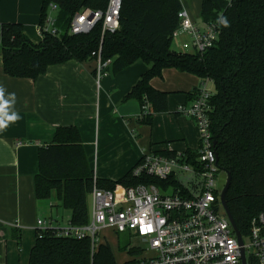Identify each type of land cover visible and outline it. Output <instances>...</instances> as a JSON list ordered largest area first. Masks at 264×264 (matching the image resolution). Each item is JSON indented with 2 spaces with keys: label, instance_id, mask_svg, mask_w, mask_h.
<instances>
[{
  "label": "trees",
  "instance_id": "obj_1",
  "mask_svg": "<svg viewBox=\"0 0 264 264\" xmlns=\"http://www.w3.org/2000/svg\"><path fill=\"white\" fill-rule=\"evenodd\" d=\"M51 3L58 7L57 34L42 32L38 43L24 32L22 23H0V68L13 77L36 79L52 64L96 59L95 51H100L103 61L112 60L114 72L143 60L150 67L125 98L138 99L141 106L150 104V111L140 119L146 123L168 108L169 92L151 85V79L161 76L164 68L212 79L216 92L210 118L217 165L227 177L231 174L226 201L237 228L246 237L252 218L264 211V0H201L203 22L217 23L222 15L229 25L217 23L221 31L217 43L196 54L172 47L173 34L180 25L181 0H122L119 28L104 35L102 23L87 33H71V20L85 8L105 11L110 0H42L40 24L45 22ZM186 154L194 161L198 156L190 149ZM140 183L182 188L174 177L136 176L133 168L117 180L96 177L76 126L58 127L53 139L39 148L35 196L49 199L55 191L75 225L89 222L88 196L95 185L118 190ZM101 236L93 252L89 236L77 239L58 235L52 228H36L29 264H130L141 254L140 249L129 248L128 240L120 241V250L133 256L120 263L107 236ZM16 237L19 240L20 234Z\"/></svg>",
  "mask_w": 264,
  "mask_h": 264
},
{
  "label": "crops",
  "instance_id": "obj_2",
  "mask_svg": "<svg viewBox=\"0 0 264 264\" xmlns=\"http://www.w3.org/2000/svg\"><path fill=\"white\" fill-rule=\"evenodd\" d=\"M181 3L192 19L197 9H201V0H181ZM41 5L42 0H0V23H22L24 32L38 43L42 40ZM174 39L179 40L180 49L188 36L181 34ZM149 67L137 60L114 72L110 64L108 73L100 79H97L96 59L52 64L36 79L13 77L0 68V85L6 88V95L16 93L15 110L21 116L0 132V264H20L22 238L24 233L33 231L31 252L38 218L52 219L58 226L70 222L71 212L66 215V224L54 216L55 212L66 213L55 191L49 199L35 196L39 148L53 139L58 127L76 126L80 130L89 162L99 178L120 179L143 154L152 151L165 155L198 150L186 145L182 151H176L169 144L154 146L153 137L149 145L144 140L149 125L154 135L163 127L161 136L167 138L164 142L178 136L185 139L184 122L179 120L178 111L176 116H168L169 119L163 115L164 111L156 112L152 122L146 123L139 118L142 110L139 100L125 98ZM200 82L197 75L174 67L164 68L161 76L151 79L154 88L169 92L168 106L175 108L190 104V93Z\"/></svg>",
  "mask_w": 264,
  "mask_h": 264
},
{
  "label": "built area",
  "instance_id": "obj_3",
  "mask_svg": "<svg viewBox=\"0 0 264 264\" xmlns=\"http://www.w3.org/2000/svg\"><path fill=\"white\" fill-rule=\"evenodd\" d=\"M122 0H110L105 11L85 8L71 20L70 32L87 33L102 23V34L119 28ZM57 4L51 3L40 32L57 34ZM180 25L174 38L186 34L188 40L180 44L183 52L202 53L214 46L220 37L215 22H197L181 9ZM97 60V79L105 76L111 59L103 61L100 51L92 53ZM214 81L203 78L193 91L190 104H182L178 112L190 116L200 131V145L196 160H189L185 152L164 155L154 151L143 154L133 168L136 176L147 175L160 179L176 178L182 188L170 184L165 189L154 183H140L118 190L94 186L91 197L92 213L88 223L66 226L53 224V220L38 218L36 228H52L58 235L83 239L90 237L95 252L102 240L100 230L112 229L140 237L149 246L150 253L142 249L130 264H262L264 261V211L251 220L250 231L242 236L240 244L233 225L221 201L222 188L218 186L217 154L214 148L210 114L213 110ZM150 111L145 102L139 118ZM186 178V182L182 180ZM225 185V184H224ZM245 238L248 241H245ZM130 248V246H129Z\"/></svg>",
  "mask_w": 264,
  "mask_h": 264
},
{
  "label": "rangeland",
  "instance_id": "obj_4",
  "mask_svg": "<svg viewBox=\"0 0 264 264\" xmlns=\"http://www.w3.org/2000/svg\"><path fill=\"white\" fill-rule=\"evenodd\" d=\"M57 12H58L57 10L54 11L55 15H57ZM194 20L199 22V23L202 22L201 9L200 10L197 9L196 14L194 16ZM172 47H173V49H175L177 51H182L181 49H179V40H177V39H173ZM178 107L179 106H177L176 108L168 106L167 110L164 111L163 115L167 119H169L168 116H176L175 112L178 111ZM177 114H178L179 120L184 122L185 139L183 140L182 138H180L181 136H178V138H173V140L170 141L169 143L164 142L165 139H167V138H162V136H161L164 133L163 127H162V130L160 129V131H156V133L154 135V134H152L151 125H149L148 135L144 136V140H146L148 142V145L150 143L151 137H153L152 141L155 144L154 146H156V147L162 146L164 143V145H166L165 147H167V145L169 144L170 147L174 148L176 151H182L186 147V145H188L193 150H197L199 148V145H200L199 127L197 126L195 121L190 116H188L184 113H181V112H177ZM182 180H184L186 182V178L182 177ZM226 180H227L226 172L220 171L218 173V179H217L218 186L220 188H222L224 186V184L226 183ZM88 206H89V211H90V215H91L92 207H91V197L90 196L88 197ZM63 212H66V213L65 214L60 213L59 215H57V213L55 212L54 216L55 217L58 216L56 218L59 219V221L62 224H66L67 219H68V217L66 215L68 212L70 213V211L65 209ZM100 235H106L107 236V239H108L109 243L111 244V247L113 248L115 256H116L118 262H120V263L124 262L126 259H130L133 257L128 250H125V251L120 250V248H119V242L120 241L125 242L128 240L130 242V248H140V249H142V251L145 254L150 253L149 246L144 243L142 238L132 237V236H130V234L128 232L116 234L115 232H113L111 230L102 229V230H100ZM33 236H34L33 231L27 232L26 234L24 233V236L22 238L23 243H22V253L20 255V264H29L28 262H29L30 248H31ZM245 241H248V239L245 238ZM28 243L30 245H28ZM25 245H26V248H25Z\"/></svg>",
  "mask_w": 264,
  "mask_h": 264
},
{
  "label": "clouds",
  "instance_id": "obj_5",
  "mask_svg": "<svg viewBox=\"0 0 264 264\" xmlns=\"http://www.w3.org/2000/svg\"><path fill=\"white\" fill-rule=\"evenodd\" d=\"M217 23L225 27L229 25L227 18L222 15L217 17ZM6 91V88L0 85V132H4L11 124L21 119L20 114L15 110L16 93L10 92L6 95Z\"/></svg>",
  "mask_w": 264,
  "mask_h": 264
},
{
  "label": "water",
  "instance_id": "obj_6",
  "mask_svg": "<svg viewBox=\"0 0 264 264\" xmlns=\"http://www.w3.org/2000/svg\"><path fill=\"white\" fill-rule=\"evenodd\" d=\"M231 184V174H228V177H227V180H226V183L222 189V192H221V201H222V204L227 212V215L233 225V228L237 234V237H238V240L240 242V244H243V238H242V234L241 232L239 231V229L237 228V225H236V222L233 218V215L228 207V204H227V201H226V193H227V190L229 189V186ZM242 256H243V264H246L245 262V251L244 249H242Z\"/></svg>",
  "mask_w": 264,
  "mask_h": 264
}]
</instances>
